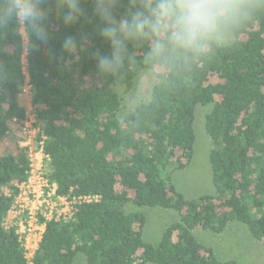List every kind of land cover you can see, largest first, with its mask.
<instances>
[{
  "label": "trees",
  "instance_id": "1",
  "mask_svg": "<svg viewBox=\"0 0 264 264\" xmlns=\"http://www.w3.org/2000/svg\"><path fill=\"white\" fill-rule=\"evenodd\" d=\"M222 46L178 72L145 62L150 41L130 43L132 60L117 75L101 76L94 53L110 44L96 18L64 26L50 20L47 47L27 50L13 25L0 37V264H241L219 258L198 239L220 236L232 223L264 247V0ZM82 5L88 9L90 4ZM130 10L121 0L118 14ZM66 36L77 41L65 53ZM152 79L148 97L133 106L125 94L139 76ZM29 86L35 140L44 154L42 176L70 214L44 222L37 248L26 258L18 224H5L20 185L31 175L29 147L19 145ZM200 105V106H199ZM210 147L211 190L185 196L173 174L187 168L196 143V109ZM129 205L136 209H129ZM141 208L171 210L156 242L143 237Z\"/></svg>",
  "mask_w": 264,
  "mask_h": 264
},
{
  "label": "clouds",
  "instance_id": "2",
  "mask_svg": "<svg viewBox=\"0 0 264 264\" xmlns=\"http://www.w3.org/2000/svg\"><path fill=\"white\" fill-rule=\"evenodd\" d=\"M0 0V37L13 25L27 50L47 47L50 20L64 26L93 17L111 51L94 53L101 76L117 75L129 55L130 43L151 42L145 62L178 72L206 58L210 46H222L256 5L253 0H130V10L118 14L121 0ZM62 49L74 55L77 41L66 36ZM3 65H0V71Z\"/></svg>",
  "mask_w": 264,
  "mask_h": 264
},
{
  "label": "rangeland",
  "instance_id": "3",
  "mask_svg": "<svg viewBox=\"0 0 264 264\" xmlns=\"http://www.w3.org/2000/svg\"><path fill=\"white\" fill-rule=\"evenodd\" d=\"M153 79L148 73L139 76L136 87L133 91L125 94L124 102L129 106H133L140 96L148 97ZM20 102L26 107L27 118L24 122L23 132H26V138L19 140V145H29L31 152H34L32 179H36L39 166L43 164L42 155L39 151V144L34 136L36 128L32 125L34 122L33 113L31 112L29 86L25 85L20 94ZM200 106V105H199ZM208 107H199L196 109L195 131L196 143L194 155L191 164L184 170L177 171L173 174V183L176 189L185 196L198 195L211 190L210 184V164L208 161V151L210 143L205 134L203 117ZM8 143L5 142L0 147L3 150ZM65 201V200H64ZM57 202V208L60 213L68 214L70 212V203L67 201ZM129 209L136 207L129 205ZM146 215V223L144 226L143 237L148 242H156L164 230L165 226L177 219V214L171 210L159 208H141ZM6 217L5 224L10 225L14 221V215L9 213ZM13 216V217H12ZM38 229L33 234L25 235L27 249V257L33 256L35 250V239L38 236ZM198 239L204 244L215 249L219 258L232 257L236 258L241 264H264V247L254 243L245 226L232 223L224 234L214 236L209 233L198 230L196 232ZM75 264H83L82 258L79 257Z\"/></svg>",
  "mask_w": 264,
  "mask_h": 264
},
{
  "label": "built area",
  "instance_id": "4",
  "mask_svg": "<svg viewBox=\"0 0 264 264\" xmlns=\"http://www.w3.org/2000/svg\"><path fill=\"white\" fill-rule=\"evenodd\" d=\"M22 146L29 147V145ZM37 151L41 153L42 160H44L45 156L41 150V146ZM33 154L34 152H31V149L29 147L31 174L33 173V162L35 158ZM42 166L43 164L39 166L38 171L36 172V179H32V175H30L27 182L20 185V192L15 199L16 205L11 210H9L7 215L10 216L9 213H12V215H14L13 222H16L18 224V232L24 240V245L26 248V258L29 262L30 260L27 257V241L24 236L33 234V232L37 229L39 230L37 234L38 236H36L35 239L36 249L45 225L44 222H40V217H42L44 221L52 218L53 216L58 218L62 215H66V213H60L57 208L59 206H57V202L63 203L67 200L60 196L55 197V184H48L45 178H43L41 173ZM67 202L70 203L71 210V202ZM68 214H70V212Z\"/></svg>",
  "mask_w": 264,
  "mask_h": 264
}]
</instances>
